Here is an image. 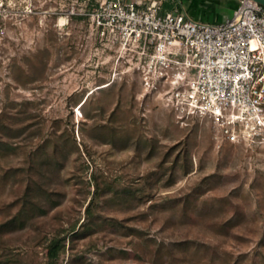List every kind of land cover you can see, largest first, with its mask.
Masks as SVG:
<instances>
[{
    "label": "rangeland",
    "instance_id": "374dc122",
    "mask_svg": "<svg viewBox=\"0 0 264 264\" xmlns=\"http://www.w3.org/2000/svg\"><path fill=\"white\" fill-rule=\"evenodd\" d=\"M98 2L0 0V224L27 194L46 209L0 233V263L264 264V144L146 92Z\"/></svg>",
    "mask_w": 264,
    "mask_h": 264
},
{
    "label": "built area",
    "instance_id": "2783aa9c",
    "mask_svg": "<svg viewBox=\"0 0 264 264\" xmlns=\"http://www.w3.org/2000/svg\"><path fill=\"white\" fill-rule=\"evenodd\" d=\"M87 14L100 42L179 119L207 118L233 144H264L263 4L239 0L215 23L164 11L159 0H99Z\"/></svg>",
    "mask_w": 264,
    "mask_h": 264
},
{
    "label": "crops",
    "instance_id": "0c3cea01",
    "mask_svg": "<svg viewBox=\"0 0 264 264\" xmlns=\"http://www.w3.org/2000/svg\"><path fill=\"white\" fill-rule=\"evenodd\" d=\"M132 1V0H131ZM149 3L151 0H143ZM164 11L179 8L189 17L204 22H220L231 15L239 0H212L211 6H205L204 0H159Z\"/></svg>",
    "mask_w": 264,
    "mask_h": 264
},
{
    "label": "trees",
    "instance_id": "16d2710c",
    "mask_svg": "<svg viewBox=\"0 0 264 264\" xmlns=\"http://www.w3.org/2000/svg\"><path fill=\"white\" fill-rule=\"evenodd\" d=\"M10 148V143L6 140H3L0 138V151L1 150H8ZM41 188V186H40ZM37 209L42 210L43 212L46 211V209L42 206L41 199L30 197V194H27L25 196V202L23 203L22 207L19 209L17 214L13 216L12 218L8 219L4 223L0 224V233H3L5 231H10L15 228L23 227L24 224L27 221V218L30 216L29 214H33ZM72 231L76 232V226L72 227ZM62 238H54L51 240V247L56 248V246L59 245ZM64 246V245H63ZM58 252H55L54 255L56 256ZM1 264V263H0Z\"/></svg>",
    "mask_w": 264,
    "mask_h": 264
},
{
    "label": "snow or ice",
    "instance_id": "6c2138e0",
    "mask_svg": "<svg viewBox=\"0 0 264 264\" xmlns=\"http://www.w3.org/2000/svg\"><path fill=\"white\" fill-rule=\"evenodd\" d=\"M212 0H204V5L205 6H211Z\"/></svg>",
    "mask_w": 264,
    "mask_h": 264
},
{
    "label": "bare ground",
    "instance_id": "6f19581e",
    "mask_svg": "<svg viewBox=\"0 0 264 264\" xmlns=\"http://www.w3.org/2000/svg\"><path fill=\"white\" fill-rule=\"evenodd\" d=\"M65 20H66V19L62 17V18L60 19L61 24H64ZM80 110H81V106L78 108V112H79V114H80Z\"/></svg>",
    "mask_w": 264,
    "mask_h": 264
},
{
    "label": "water",
    "instance_id": "95a60500",
    "mask_svg": "<svg viewBox=\"0 0 264 264\" xmlns=\"http://www.w3.org/2000/svg\"><path fill=\"white\" fill-rule=\"evenodd\" d=\"M256 1H258V2H260L261 4L264 5V0H256Z\"/></svg>",
    "mask_w": 264,
    "mask_h": 264
}]
</instances>
